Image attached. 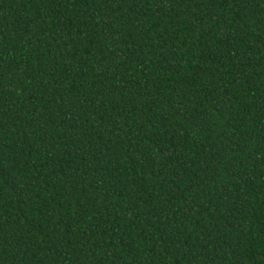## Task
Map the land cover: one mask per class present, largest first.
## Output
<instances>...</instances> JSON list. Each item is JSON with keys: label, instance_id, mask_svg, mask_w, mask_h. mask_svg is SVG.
Instances as JSON below:
<instances>
[{"label": "trees", "instance_id": "16d2710c", "mask_svg": "<svg viewBox=\"0 0 264 264\" xmlns=\"http://www.w3.org/2000/svg\"><path fill=\"white\" fill-rule=\"evenodd\" d=\"M0 264H264V0H0Z\"/></svg>", "mask_w": 264, "mask_h": 264}]
</instances>
